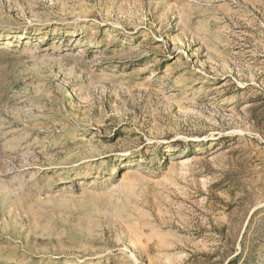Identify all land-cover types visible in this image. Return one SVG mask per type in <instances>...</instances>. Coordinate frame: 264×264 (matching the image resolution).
Wrapping results in <instances>:
<instances>
[{"label":"rangeland","instance_id":"1","mask_svg":"<svg viewBox=\"0 0 264 264\" xmlns=\"http://www.w3.org/2000/svg\"><path fill=\"white\" fill-rule=\"evenodd\" d=\"M0 264H264V0H0Z\"/></svg>","mask_w":264,"mask_h":264}]
</instances>
